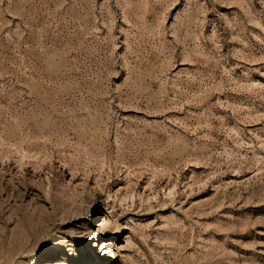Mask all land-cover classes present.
Returning <instances> with one entry per match:
<instances>
[{"label":"rangeland","instance_id":"1","mask_svg":"<svg viewBox=\"0 0 264 264\" xmlns=\"http://www.w3.org/2000/svg\"><path fill=\"white\" fill-rule=\"evenodd\" d=\"M0 264H264V0H0Z\"/></svg>","mask_w":264,"mask_h":264},{"label":"bare ground","instance_id":"2","mask_svg":"<svg viewBox=\"0 0 264 264\" xmlns=\"http://www.w3.org/2000/svg\"><path fill=\"white\" fill-rule=\"evenodd\" d=\"M1 216V215H0Z\"/></svg>","mask_w":264,"mask_h":264}]
</instances>
